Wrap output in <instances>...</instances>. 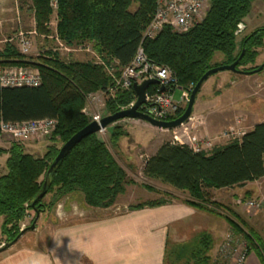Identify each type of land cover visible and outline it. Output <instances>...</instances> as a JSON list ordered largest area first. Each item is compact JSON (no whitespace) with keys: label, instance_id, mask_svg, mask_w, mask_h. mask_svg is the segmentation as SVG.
<instances>
[{"label":"trees","instance_id":"obj_1","mask_svg":"<svg viewBox=\"0 0 264 264\" xmlns=\"http://www.w3.org/2000/svg\"><path fill=\"white\" fill-rule=\"evenodd\" d=\"M156 2L58 0V8L54 10L50 0H31L30 8L41 34L50 33V22L56 11L58 37L68 44L89 43L98 54L116 60L118 66L124 68L138 51L143 32L154 16ZM254 2L210 0L201 22L185 32L165 27L155 38L144 40V51L152 63L170 67L179 88L185 90H192L209 69L234 62L243 47L246 50L237 67L244 71L254 70L258 67L259 49L264 48V27L240 39L235 35L238 23L249 16ZM133 5L136 6L134 10ZM218 53L221 61L215 60ZM12 65L37 67L42 83L15 87H4L0 83V124L56 118L58 126L51 139L62 145L91 122L83 111L88 95L106 91L113 84V77L105 67L94 61H64L50 51L49 55L34 62L26 59L12 44H7L0 51V66ZM135 98L133 89L118 91L107 98V112L120 111ZM182 111V108L178 110V116ZM119 128L115 126L112 130L114 145L125 135ZM62 145L49 144L41 157L26 152L21 142L13 143L8 149L0 147V155H8L6 171L0 175L2 233L9 237L8 240H13L20 232V221L28 209L37 212L47 207L45 198L49 194L58 200L77 192L87 206L105 208L113 205L123 192L127 173L107 143L95 133L82 139L66 154L50 173L47 193L33 205ZM143 173L188 192L190 204L213 211L209 205L217 204L211 201V189L242 186L264 177V122L210 151H195L188 144L166 140L145 159ZM165 203L166 200H161L147 206ZM142 207L145 205L132 209ZM228 221L240 230L239 223L231 218ZM246 237L251 239L249 233ZM190 246L194 250L190 257L196 258L193 264H208L211 236L204 234L196 245ZM258 256L264 264L263 253L259 252Z\"/></svg>","mask_w":264,"mask_h":264},{"label":"crops","instance_id":"obj_2","mask_svg":"<svg viewBox=\"0 0 264 264\" xmlns=\"http://www.w3.org/2000/svg\"><path fill=\"white\" fill-rule=\"evenodd\" d=\"M255 76L257 74L221 71L210 76L203 84L194 113L203 121L199 134L214 138V147L229 141L223 136L227 128L226 115L238 110V102L244 99L245 92L251 90V81ZM241 112L248 115L247 122L242 123L246 132L264 122V117L258 116L257 112ZM148 126L154 128L150 131V140L147 139L154 143L155 150L151 153L154 154L164 141L172 140L166 132H172L173 129H162L151 124ZM146 137L144 135V139ZM136 138L138 140L135 139V144H140L142 137ZM49 144L48 139H29L23 142L25 151L36 157L43 156ZM7 156L3 155L5 162ZM210 192L212 200L225 206L226 199L239 193L263 196L264 177L242 186L211 189ZM83 210L91 214L80 215L59 226H53L50 233H44L42 238L37 234L34 240H24V234L14 245L3 251L4 254L1 253L0 264H170L169 251L172 245L174 255L178 257L184 250L182 246L196 245L204 234L211 236V239L220 236L221 243L229 235L226 225L210 226L208 220L212 211L181 200L114 214L100 213V208L86 204ZM245 264L262 262L251 249Z\"/></svg>","mask_w":264,"mask_h":264},{"label":"rangeland","instance_id":"obj_3","mask_svg":"<svg viewBox=\"0 0 264 264\" xmlns=\"http://www.w3.org/2000/svg\"><path fill=\"white\" fill-rule=\"evenodd\" d=\"M50 1L51 4H58V0ZM30 7L31 0H0V51H2L7 44H12L20 52L21 45L19 40L20 37H22L20 36V34L24 33V37L32 40L30 51L26 54H22L26 57V59H31L32 61L36 62L40 60V57L49 55L51 51L57 53L58 57L64 61H94L95 57L90 52L81 51V45L79 43L74 42L72 44H68L59 37L63 41L62 43L76 50L66 51L64 50V48H61L59 41L56 39L58 37L56 30V11L52 15V20L50 22V33L41 34L40 32H38L36 29L34 13L33 11H31ZM57 8L54 7L53 9L57 10ZM135 8L136 6L133 5L132 10H134ZM208 9L209 5H207L205 10L203 11L202 18L205 16ZM246 22L247 28L241 35L237 36L238 39L255 31L260 27H264V0H255ZM34 30H36L37 32L29 34V32ZM259 51L260 54L256 62L258 66L264 62V48L259 49ZM219 55V53L216 55L215 60L221 61L222 58ZM102 57L106 62V65L110 67L111 71L114 72V74H120L122 68H120L114 60L107 59L104 56ZM30 67L32 69L38 70L37 67ZM256 74L257 76H255V78L251 81V90L248 91L249 93L245 92L246 95L243 96L244 99H240L238 102L237 109L239 111L235 110V112L233 111V114L226 115L228 119L226 122L227 128H225V131H228L231 127H243L242 123H244L245 121L247 122L248 117L247 114L246 117L244 113L241 112L243 110L257 112L258 116L264 117V72H259ZM117 92L118 91L116 89L113 90L114 95ZM180 95L181 91L176 90L175 98L177 100L180 99ZM187 103L188 102L186 101L180 103L179 108H182L184 111ZM85 107H87L89 113L97 112L104 116L109 114V112H107L106 106H98V104L89 105L87 102ZM192 116H195L194 112ZM148 124L150 125V123H147L140 119H122L108 126L107 130L104 133H98L99 137L107 143L108 147L124 167L127 173L123 192L118 195L113 205L105 208H100V210H98L100 211V213H119L126 210H132L133 206H147L153 202L161 200H166L168 203L173 200L188 202L189 199H191L188 192L177 190L171 185L162 182L161 180L152 179L144 175L142 167L145 159L147 158L146 155H153L151 153H153L155 150V146L153 145L154 143H150L148 141L151 138L149 137V134L151 133L150 131H153L154 128L148 126ZM115 126H119L120 131L125 134L119 139L117 145H114L111 139L112 130ZM167 131L168 132H166V135H168V137L172 139L171 130ZM144 135L147 136L145 139ZM136 137H142V141H140V144H135V139L138 140V138ZM48 140H50V144L56 143L59 146L62 145L60 141L53 142L51 137H49ZM15 142L18 141H15L14 138L10 135L0 133V147L8 149ZM4 164H6L5 158L3 157V155H0V175L4 171H6V167L4 166ZM255 197H264V195L256 196L239 193L230 197L229 200L226 199L225 203L227 205L225 206L221 204L219 205L218 202L212 200L211 196V201L213 203L216 202L217 206L209 205L214 210H209L212 211L213 214L209 216L210 220L208 221H210L209 224L211 227L214 225L221 227L223 225H226V232L229 233L226 240L236 239L235 241H239L240 245H246L248 247L249 253L252 249L258 255L259 252H261L264 256V211L256 209H244L242 205L238 204L237 202V200L241 198ZM45 202L47 203V207L40 211V216L36 221V229L27 231L23 238L24 240H34L37 234L42 238L44 233L45 235L50 233L51 227L53 228V226H59L67 220L69 221L80 217V215L84 216L91 214L90 212H86L83 210V198L82 195L77 192L66 195L65 197L58 200H55V197L52 194H49L45 198ZM36 217L37 212L34 209H28L24 218L20 221V231L24 228L29 227L36 219ZM229 218L240 224L241 231L235 229V227H233L232 225H229ZM2 224L3 217L0 216V246L9 241V237L2 233ZM247 233L251 235V239H248L246 237ZM222 243L220 236L212 240L213 249L212 251L210 250L211 252L209 251L208 255H210V258L208 264H212L213 258H215V255L219 250V245H222ZM261 245L263 247H261ZM184 246L189 247L190 249L188 248L189 250H183L182 252H180L178 257L174 255L173 245L170 246V264L194 263L196 258L190 257V253L194 251L193 247L191 248V246L187 244H185ZM214 250H216L215 253ZM1 253L4 254L3 252ZM1 253L0 257L2 255Z\"/></svg>","mask_w":264,"mask_h":264},{"label":"built area","instance_id":"obj_4","mask_svg":"<svg viewBox=\"0 0 264 264\" xmlns=\"http://www.w3.org/2000/svg\"><path fill=\"white\" fill-rule=\"evenodd\" d=\"M57 8V3L51 4ZM210 6V0H157L154 16L143 32L142 42L131 63L122 68L120 74L111 71L106 65L103 57L98 54L89 43L80 44L81 51L90 52L94 57V62L103 65L106 71L113 77V84L106 91L91 93L87 97L89 105L98 104L106 106L108 97H113V90H132L135 83H142L147 79H157L159 83L152 84L147 89L146 102L141 110L157 120H172L178 116L179 104L188 102L191 90L181 89L173 70L170 67L152 63L143 47V42L147 38H155L165 27H171L174 31L185 32L201 22L202 13ZM247 25L245 21H240L235 30V35H241ZM31 31L29 34L36 33ZM20 34L21 53L30 51L32 40ZM61 48L66 51L76 50L56 38ZM116 63L117 61L114 60ZM0 83L4 87L15 86H38L42 83V76L39 70L30 66H0ZM162 87L164 89H162ZM176 90L181 91L180 99L175 98ZM134 104L132 101L128 107ZM91 121L100 122L104 115L92 112L89 113L87 107L83 110ZM139 120L127 118L123 120ZM240 123V122H239ZM203 124L201 117L192 116L185 123L172 130V140L181 144H188L195 151H210L214 147V138L208 135H200L199 128ZM58 126L56 118H43L28 120L23 122H1L0 133L10 135L15 141L25 142L29 139H48L52 136ZM106 129L98 133H104ZM246 131L243 127H231L223 132V136L228 139L241 137ZM244 209H256L264 211V197L241 198L237 200ZM236 239H227L220 245L212 264H245L249 250L246 245H240Z\"/></svg>","mask_w":264,"mask_h":264},{"label":"water","instance_id":"obj_5","mask_svg":"<svg viewBox=\"0 0 264 264\" xmlns=\"http://www.w3.org/2000/svg\"><path fill=\"white\" fill-rule=\"evenodd\" d=\"M246 48L243 47L241 54L239 55L238 59H236L234 62L230 64H223L219 65L216 67H213L209 69L202 77L199 79L197 84L192 88L191 94L189 101L184 109V111L177 116L176 118L172 120H157L150 115L142 112L140 110V107L145 104L146 102V93L147 89L150 85L159 83L157 79H147L144 80L142 83H135L133 86V89L136 94V102L135 104L128 108V109H123L120 111H117L113 114H108L104 116L100 122L97 121H91L87 126L76 132L67 142H65L58 155L56 156L55 160L51 164L47 175L45 176L44 180V186L38 197L35 199L33 205H35L39 200H41L45 194L47 193V188H48V182H49V176L50 173L56 168V166L60 163V161L66 156V154L77 144L79 143L82 139L85 137L98 133L102 129H106L108 126L112 125L113 123L117 122L120 119L123 118H135V119H140L143 120L147 123H150L151 125L162 128V129H172L180 126L182 123H185L192 115L194 111V106L196 103V99L198 96V93L200 89L202 88L203 84L205 81L213 74L218 73L220 71H232L236 73H242V74H256L261 72L264 69V62L261 63L256 69L250 70V71H244L241 69H238V63L240 62L241 58L243 57L245 53ZM162 89H164L162 87ZM40 216V211H37V217L34 220V222L27 228L22 229L18 235L13 239L5 242L0 246V253L9 249L12 245H14L27 231L29 230H35L36 229V221L38 217Z\"/></svg>","mask_w":264,"mask_h":264},{"label":"bare ground","instance_id":"obj_6","mask_svg":"<svg viewBox=\"0 0 264 264\" xmlns=\"http://www.w3.org/2000/svg\"><path fill=\"white\" fill-rule=\"evenodd\" d=\"M211 76H212V75H211ZM207 80H208V79H207ZM207 80H206V81H207ZM148 88H149V87H148ZM133 90H134V89H133ZM96 93H97V92H96ZM198 94H199V93H198ZM136 99H137V98H135V99L133 100V101H134V104H135V102H136ZM134 104H133V105H134ZM133 105H132V106H133ZM143 105H144V104H143ZM143 105H142V106H143ZM132 106H131V107H132ZM142 106L140 107V110H141ZM128 108H130V107L127 106V107H124L123 109H128ZM123 109H121V110H123ZM141 111H142V110H141ZM142 112H143V111H142ZM193 112H194V111H193ZM192 114H193V113H192ZM191 116H192V115H191ZM123 119H127V118H123ZM132 119H135V118H132ZM120 120H122V119H120ZM118 121H119V120H118ZM176 128H177V127H176ZM172 129H175V128H172Z\"/></svg>","mask_w":264,"mask_h":264}]
</instances>
